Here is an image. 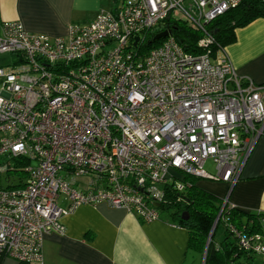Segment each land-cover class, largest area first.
<instances>
[{"label": "built area", "instance_id": "2783aa9c", "mask_svg": "<svg viewBox=\"0 0 264 264\" xmlns=\"http://www.w3.org/2000/svg\"><path fill=\"white\" fill-rule=\"evenodd\" d=\"M119 1L67 36L1 24L0 53L13 58L0 66V264H43L44 235L63 234V216L82 204L156 220L153 202L167 184L183 189L186 175L227 183L223 207L264 136V84L239 76L206 29L244 0ZM168 17L203 33L201 52L171 32L141 51ZM228 228L242 249L264 255V231Z\"/></svg>", "mask_w": 264, "mask_h": 264}, {"label": "crops", "instance_id": "0c3cea01", "mask_svg": "<svg viewBox=\"0 0 264 264\" xmlns=\"http://www.w3.org/2000/svg\"><path fill=\"white\" fill-rule=\"evenodd\" d=\"M119 3V0H0V32L4 21L20 20L30 32L67 36L70 24H87L100 11L113 10ZM224 52L239 76L264 84V15L236 28L235 39L225 45ZM195 183L221 199L228 193L227 183L221 180L199 178ZM67 203L61 199L63 206ZM228 203L245 213L264 212V136L246 159L228 194ZM62 222L63 234L44 235L43 264H198V256L187 252V229L172 223L163 212L158 219L144 222L124 208L106 203L82 204L63 216ZM215 235L216 230L214 239L221 241L224 228L218 238ZM256 256L260 263H256ZM240 260L244 264H264V255L253 254L250 261ZM1 264L18 262L5 258Z\"/></svg>", "mask_w": 264, "mask_h": 264}, {"label": "trees", "instance_id": "16d2710c", "mask_svg": "<svg viewBox=\"0 0 264 264\" xmlns=\"http://www.w3.org/2000/svg\"><path fill=\"white\" fill-rule=\"evenodd\" d=\"M264 15V1L244 0L238 6L229 9L206 24V29L212 35L214 44L212 50L225 45L235 39V30L242 27L258 16ZM168 29L176 41L188 52L199 53L198 39L203 35L200 30L193 29L186 21L179 18H166L149 31L142 43L141 51L147 52L158 46L163 38L154 39L156 32ZM199 178L186 175L185 186L178 190L172 185L165 186V195L158 209L163 212L172 223L183 226L189 233L187 252L193 255H204V264H244L241 258L251 260L254 253L240 247L237 239L230 232L228 226L233 224L240 229L252 233L264 231V212H242L235 206L225 203L215 194L196 185ZM187 212L188 217L183 218ZM217 218V223L208 241L209 232ZM224 228V238L214 239V233L219 225ZM18 264H28L19 261Z\"/></svg>", "mask_w": 264, "mask_h": 264}, {"label": "rangeland", "instance_id": "374dc122", "mask_svg": "<svg viewBox=\"0 0 264 264\" xmlns=\"http://www.w3.org/2000/svg\"><path fill=\"white\" fill-rule=\"evenodd\" d=\"M12 57H10V55L9 54H1L0 53V66H2V65H6V64H8V63H10L11 62V59ZM2 82H3V78L2 77H0V91H1V86H2ZM204 167H205V169L206 170H208L209 172H212V173H214L215 172V168H214V164L212 163V161L211 160H208V161H206L205 162V164H204ZM79 181L83 184L82 186H87V183H88V178H86V177H82V178H79ZM223 229V226L220 224L218 227H217V229H216V235H215V238H218V236H219V234H220V232H221V230ZM211 231V230H210ZM209 235H210V232H209ZM208 235V241L210 240V237H211V235L209 236ZM257 255V254H256ZM203 256H204V254L202 255V256H198L197 257V259H198V264H204V259H203ZM10 259H12V258H10ZM13 260H15V259H13ZM255 260H256V263H260L259 262V257H255ZM16 261V260H15ZM231 264H237V263H235V262H232ZM249 264H251V263H249Z\"/></svg>", "mask_w": 264, "mask_h": 264}, {"label": "water", "instance_id": "95a60500", "mask_svg": "<svg viewBox=\"0 0 264 264\" xmlns=\"http://www.w3.org/2000/svg\"><path fill=\"white\" fill-rule=\"evenodd\" d=\"M169 33H170V30H168V29L162 30L161 32H158V33H156L154 35V39L157 40V39L163 38V37L167 36ZM137 39H138V37H135V40H137ZM153 205L158 207L159 203L158 202H153ZM187 217H188L187 212H184L183 213V218H187ZM216 223H217V218H216V220H215V222H214V224H213V226L211 228L210 235L212 234V231H213ZM204 255H205V251H204ZM203 259H204V256H203Z\"/></svg>", "mask_w": 264, "mask_h": 264}, {"label": "snow or ice", "instance_id": "6c2138e0", "mask_svg": "<svg viewBox=\"0 0 264 264\" xmlns=\"http://www.w3.org/2000/svg\"><path fill=\"white\" fill-rule=\"evenodd\" d=\"M221 118V120H223V117H220Z\"/></svg>", "mask_w": 264, "mask_h": 264}]
</instances>
